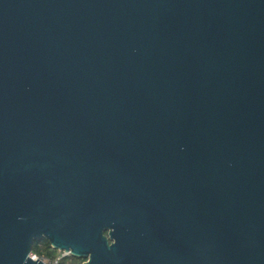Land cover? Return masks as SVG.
Segmentation results:
<instances>
[{
    "label": "water",
    "instance_id": "1",
    "mask_svg": "<svg viewBox=\"0 0 264 264\" xmlns=\"http://www.w3.org/2000/svg\"><path fill=\"white\" fill-rule=\"evenodd\" d=\"M264 264V0H0V264Z\"/></svg>",
    "mask_w": 264,
    "mask_h": 264
},
{
    "label": "trees",
    "instance_id": "2",
    "mask_svg": "<svg viewBox=\"0 0 264 264\" xmlns=\"http://www.w3.org/2000/svg\"><path fill=\"white\" fill-rule=\"evenodd\" d=\"M32 254H35L39 257L54 259L61 255V251L52 248L51 245L45 240H37L33 244ZM85 261V259L69 255L62 258L61 264H83Z\"/></svg>",
    "mask_w": 264,
    "mask_h": 264
},
{
    "label": "built area",
    "instance_id": "3",
    "mask_svg": "<svg viewBox=\"0 0 264 264\" xmlns=\"http://www.w3.org/2000/svg\"><path fill=\"white\" fill-rule=\"evenodd\" d=\"M71 255L70 252H65V251H61V255L58 256L57 258L54 259H50V258H46V257H39L35 254H30V258L37 261H41L43 264H61V260L62 258Z\"/></svg>",
    "mask_w": 264,
    "mask_h": 264
},
{
    "label": "bare ground",
    "instance_id": "4",
    "mask_svg": "<svg viewBox=\"0 0 264 264\" xmlns=\"http://www.w3.org/2000/svg\"><path fill=\"white\" fill-rule=\"evenodd\" d=\"M35 261V260H34Z\"/></svg>",
    "mask_w": 264,
    "mask_h": 264
}]
</instances>
